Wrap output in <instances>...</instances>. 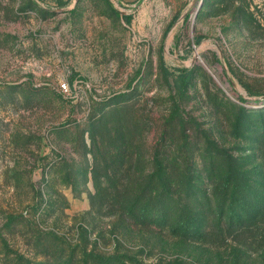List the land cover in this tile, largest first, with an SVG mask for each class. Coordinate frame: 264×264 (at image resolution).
Returning a JSON list of instances; mask_svg holds the SVG:
<instances>
[{
  "label": "rangeland",
  "instance_id": "1",
  "mask_svg": "<svg viewBox=\"0 0 264 264\" xmlns=\"http://www.w3.org/2000/svg\"><path fill=\"white\" fill-rule=\"evenodd\" d=\"M109 1L0 0V264L77 246L264 264V245L120 218L184 157L196 188L214 175L264 196V0Z\"/></svg>",
  "mask_w": 264,
  "mask_h": 264
},
{
  "label": "trees",
  "instance_id": "2",
  "mask_svg": "<svg viewBox=\"0 0 264 264\" xmlns=\"http://www.w3.org/2000/svg\"><path fill=\"white\" fill-rule=\"evenodd\" d=\"M109 5L111 3L107 0ZM178 158V157H177ZM187 157L167 166L162 183L152 188H138L135 196L120 204L121 221L136 225L160 227L171 239L213 244L223 242L264 245V196L249 186L244 194L234 181L211 175L207 187L194 186V170L185 165ZM183 161V162H181ZM184 164L181 166V164ZM212 173V172H211ZM155 195L148 196V193ZM251 196L254 199H251ZM241 237L244 239L242 240ZM214 242V243H215ZM119 249L113 253L88 251L83 246L63 250L54 264H145L139 254ZM28 263L24 255L19 256ZM34 264V263H32ZM156 264H185L180 259L160 260Z\"/></svg>",
  "mask_w": 264,
  "mask_h": 264
},
{
  "label": "built area",
  "instance_id": "3",
  "mask_svg": "<svg viewBox=\"0 0 264 264\" xmlns=\"http://www.w3.org/2000/svg\"><path fill=\"white\" fill-rule=\"evenodd\" d=\"M60 90L62 92H68V86H67V84H62Z\"/></svg>",
  "mask_w": 264,
  "mask_h": 264
}]
</instances>
